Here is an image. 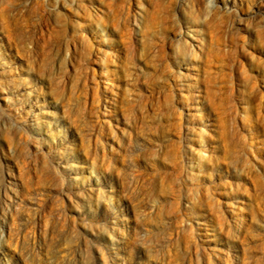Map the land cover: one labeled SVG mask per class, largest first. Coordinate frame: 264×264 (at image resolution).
Segmentation results:
<instances>
[{
	"label": "rangeland",
	"instance_id": "374dc122",
	"mask_svg": "<svg viewBox=\"0 0 264 264\" xmlns=\"http://www.w3.org/2000/svg\"><path fill=\"white\" fill-rule=\"evenodd\" d=\"M0 264H264V0H0Z\"/></svg>",
	"mask_w": 264,
	"mask_h": 264
},
{
	"label": "bare ground",
	"instance_id": "6f19581e",
	"mask_svg": "<svg viewBox=\"0 0 264 264\" xmlns=\"http://www.w3.org/2000/svg\"><path fill=\"white\" fill-rule=\"evenodd\" d=\"M143 12H144V10H143V7L141 5H138V7L136 6V9H135L133 14H131V13L127 14V22H126V26H125V28L128 32H131V33L135 34L136 36H139V38H141V39H138V43H140V44H142V40H145V38L142 39L141 25H140V19L143 18V16H142ZM186 37H188L189 39H192V41H193V37H190L189 35H187Z\"/></svg>",
	"mask_w": 264,
	"mask_h": 264
}]
</instances>
